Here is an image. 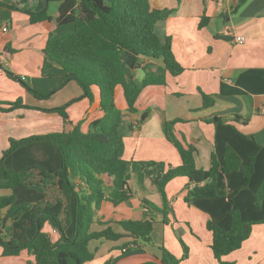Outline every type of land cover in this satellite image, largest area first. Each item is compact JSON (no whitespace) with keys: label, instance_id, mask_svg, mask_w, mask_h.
<instances>
[{"label":"crops","instance_id":"obj_1","mask_svg":"<svg viewBox=\"0 0 264 264\" xmlns=\"http://www.w3.org/2000/svg\"><path fill=\"white\" fill-rule=\"evenodd\" d=\"M239 1L153 0V5L159 8L172 9L167 19L156 23L155 27L160 37H171L172 52L183 71L178 75L166 72L165 84L144 87L136 102L137 112L134 113L125 109L121 90L118 91V103L122 108L119 131L123 135L124 157L127 160H154L164 162L165 165H179V152L164 134L165 122L174 119H179L173 126L175 136L183 143L195 147L196 166L205 172L210 166L211 153L214 152L220 158L227 144L237 151L244 163L251 156H255L254 172L246 188L242 187L244 178L240 170L217 175V189L223 194L218 198L197 199L188 204L184 196L192 183L183 176L171 179L165 185L170 206L167 215L169 221L166 224L162 222L159 212L145 207L142 202L144 197L158 206L162 204L160 193L150 183V180L156 182L160 176L159 164L155 166V173L146 179L145 188L137 187L133 182V194L129 201L117 205L107 199L102 201L101 205L108 202L113 207L124 206L122 213L119 212L121 217H106L104 214L107 219L100 220L152 219L151 236L156 235L155 245H163L177 258L183 255L182 245L175 240L176 234L179 233L188 247V255L178 264H219L210 248L212 234L206 228V221L213 218L226 227L232 208L239 210L245 222L256 223L252 225L249 237L241 246L224 255L222 260L229 264L264 263V223L259 222L264 210L257 209L253 199V194L264 176V0H245L242 3ZM30 2L37 5V8L43 6L42 0ZM202 16L207 17V22L199 26ZM3 27H6V30H3ZM71 29L72 25L55 27L47 21L31 23L25 12L0 6V64L13 74L21 76L39 92L56 89V92H59L57 100H54V96L40 100L44 101V106H49L48 108L61 106L58 104H64L82 93L75 81L62 83L64 73L59 66L54 65L51 69L42 70L41 49L49 32L58 34ZM238 35L244 36L243 42L235 41ZM122 57L128 73L136 80L137 68H141L144 75V68L155 70L162 66L160 59L146 58L131 51H125ZM201 92L213 97L211 106L202 107ZM18 98L26 104H34L36 99L26 90L23 83L9 77L0 67V101L11 102ZM97 101L98 93L94 88V100L89 101L90 113L87 117L83 115L88 108L86 104L75 108L76 102L73 101L68 105V111L73 118L81 115L80 121L85 131L89 123L103 113ZM143 112H146V117L138 124ZM236 115L247 119V123H243L242 119L233 120ZM59 116L57 112L22 107L7 112L0 111L2 163L9 168L38 165L49 172L57 170L60 164L59 155L48 142L35 141L6 155H3V152L8 149L10 139L17 140L32 134L71 129L74 124L71 123L72 120L68 118L67 123L70 126L65 129L62 125L65 121L61 122ZM213 116L227 118L228 125L211 122ZM71 177L75 184L83 182L77 176ZM102 180L105 195L108 196L112 189V178L103 175ZM205 180L206 177L201 184ZM238 188V192L234 193ZM18 189L23 188L1 189L0 195H14L20 202H26L20 195L24 190ZM152 194L153 199H148ZM39 195L40 197L27 199L32 198L34 201L31 202L36 203L42 200V195ZM125 210L131 213L125 214ZM4 212L1 211V216ZM95 217L99 219L96 215ZM48 225L46 223L43 230L52 240H56L58 233H52L53 227ZM49 227L51 229H48ZM114 227L119 230L117 225ZM0 236H14L21 240L28 235L26 230L16 227L14 220H9L4 227H0ZM127 240L129 237L116 241L92 240L90 248L95 250V253L91 261L109 252L105 258L110 259L109 264L160 262V246L155 248L146 245L133 250L128 256L122 255L124 253L119 247ZM2 250L0 246V264H36L33 254L26 249L11 256L3 255Z\"/></svg>","mask_w":264,"mask_h":264},{"label":"trees","instance_id":"obj_2","mask_svg":"<svg viewBox=\"0 0 264 264\" xmlns=\"http://www.w3.org/2000/svg\"><path fill=\"white\" fill-rule=\"evenodd\" d=\"M245 0H240L239 3ZM43 6L37 8L30 0H0V6L11 10L25 12L31 23L47 21L51 26L72 25L70 31L54 34L50 31L44 47L42 70L59 66L63 73V82L75 81L81 89L79 98L94 100V88L97 89V105L102 115L89 123L88 129L82 128V121L72 124L69 130L53 131L44 134H32L20 139H10V145L3 155L18 147L35 142L45 141L54 146L59 155V167L54 172L44 167L33 165L25 168H9L0 160V189H36L45 191L48 187H56L59 191L53 201L47 202H15L14 195H0V227L9 220H17L28 213L26 228H32L30 236L22 240L14 236L1 237L0 246L5 256L18 255L26 249L33 254L36 264H88L94 258L90 242L97 239L119 240L129 237L119 247L123 253L135 250L140 241L151 242L153 229L152 219L100 220L95 217L103 200L113 205L129 201L135 186L145 188V181L155 173V166L161 168L156 182L150 183L161 195L162 204L158 206L146 198L143 205L162 215V222L168 223L170 206L167 202L165 185L173 178L183 176L192 184L184 196L186 203L203 198H218L221 193L217 189V175L240 170L243 188L249 184L254 172L255 156L243 162L237 151L229 144L224 148L220 158L214 152L210 155V166L205 172L195 163L196 149L191 144L180 141L173 132L174 123L179 119L165 122L164 134L174 144L180 156L179 165H165L154 160H127L124 157L125 143L119 131L122 121V108L118 103V91L121 90L125 109L137 112L136 102L139 94L148 85L165 84V73L178 75L183 67L175 59L172 52L171 37H160L156 31V23L164 21L172 13V9L159 8L153 0H42ZM207 17L202 16L199 26L205 25ZM125 51H131L146 58L160 59L162 66L155 70L144 68V75L136 80L129 74L123 60ZM7 75L23 83L26 90L36 99H46L51 92H39L20 76L13 74L0 64ZM202 107H209L214 100L210 94L201 92ZM77 97L65 104L52 108H39L43 111L57 112L67 122L66 107ZM18 107L31 108L20 98L7 102L0 101V111L7 112ZM37 108V107H33ZM146 117L143 112L138 120L141 123ZM233 120L243 119L236 115ZM211 122L228 125L227 118L213 116ZM112 178V189L105 195L102 176ZM71 176L82 179L75 184ZM206 180L201 184L202 180ZM239 188L234 191L238 192ZM257 209L264 210V176L260 180L254 194ZM4 214L1 216V211ZM48 222L56 229L58 238L52 240L43 230ZM259 222L264 223V215ZM73 224L72 233L66 235L65 230ZM256 222L242 220L239 210L230 209L229 222L221 226L215 219L206 221V228L211 231L210 248L219 264H229L222 260L224 255L238 249L250 233ZM114 225L119 227L115 229ZM97 226V227H94ZM183 247L181 258L175 257L163 245L160 246V262L144 264H178L188 255V247L178 237ZM110 259L103 264H109ZM264 264V263H263Z\"/></svg>","mask_w":264,"mask_h":264},{"label":"rangeland","instance_id":"obj_3","mask_svg":"<svg viewBox=\"0 0 264 264\" xmlns=\"http://www.w3.org/2000/svg\"><path fill=\"white\" fill-rule=\"evenodd\" d=\"M9 70V69H8ZM9 71H11V70H9ZM135 72H136V78H137V81L140 79L139 77H141L142 75H143V70L141 69V68H137L136 70H135ZM138 74V75H137ZM21 77V76H20ZM19 81V80H18ZM19 82H21V81H19ZM74 82V81H73ZM22 83V82H21ZM73 84H76V83H73ZM58 89V88H57ZM51 93H50V96H54V100H57V94H59V92H56V89L53 91H50ZM80 96H78L77 98H79ZM82 99V100H81ZM40 100H43V99H35L34 100V104H26V103H24L23 102V104H25V105H30L31 106V108L30 109H36V110H40V111H43L42 109H39V108H48V107H46V106H44V101H40ZM46 100V99H45ZM75 105H74V107L76 108L77 106H80V107H82L83 105L85 106V104L88 106V108L84 111V114L83 115H86L85 117H87V115L90 113V104L91 103H89V101H88V99L87 98H79V99H77V101L75 100ZM65 104V103H64ZM58 105H63V103H60V104H58ZM33 107H37V108H33ZM68 107L69 106H67L66 107V112H67V114L69 115V118L72 120L71 121V123H77L78 121H80V117H81V115L80 116H78V117H76V118H73L72 116H71V114H70V112L68 111L69 109H68ZM22 108H25V107H22ZM86 108V107H85ZM27 109H29V108H27ZM60 117V116H59ZM60 120H61V122H63L64 120H62V118L60 117ZM34 124H36L35 122H34ZM63 126H65V129H67L69 126H70V124L69 123H65V122H63V124H62ZM54 148V147H53ZM18 190H24V192H22L20 195L23 197L22 199H24L27 203H32L31 201H34V200H31L32 198H37V197H40V195L39 194H41L42 195V200L41 201H43V202H47V201H53L54 200V198L57 196V192L59 191L56 187H48L45 191H38V190H36V189H18ZM0 191H1V189H0ZM28 197H32V198H30L29 200L27 199ZM153 194L151 195V197H148V199H153ZM21 201V200H20ZM20 201H19V199L16 197L15 198V202L16 203H20ZM41 204H42V202H41ZM123 206L124 205H121V207L120 206H117V207H113L110 203H108V202H104L102 205H101V207H100V209L96 212V216L99 218V219H107V218H104V214L106 215V217H111V215H115V217H121L120 216V214H119V212L120 213H122L121 211H122V208H123ZM112 210H115L116 212L115 213H113L112 212ZM124 211V210H123ZM131 212L129 211V210H125V214H130ZM28 216H29V214L28 213H24V214H22L21 216H20V218H18L17 220H15V225H16V227H19V228H21L22 230H26L27 231V235L28 236H30L31 235V233L33 232V229L32 228H26L25 229V227H26V225L24 224V222H26L27 221V218H28ZM122 217H124V215L122 216ZM126 217H137V216H126ZM46 223H48V222H46ZM45 223V224H46ZM45 224H44V226L43 227H45ZM49 225L48 226H51L50 225V223H48ZM47 226V225H46ZM48 229H51L50 227L48 228ZM72 229H73V224L71 223V224H69L67 227H66V230H65V233H66V235H70L71 233H72ZM21 237H23V236H21ZM178 237H180L181 238V236H180V234L179 233H177L176 234V238H175V240L177 241V242H179V240H178ZM155 238H156V235H154L153 234V236H152V241L151 242H144V241H140L139 242V245H138V247H136V249L135 250H137V249H140L141 247H144V246H146V245H150L151 247H153V246H155V248H156V246H160V245H155V242H156V240H155ZM22 239H24V238H21V240ZM182 239V238H181ZM168 241V240H167ZM168 243H169V241H168ZM115 251V253H118V252H116V250H114ZM117 251H119V249H117ZM132 252H133V250L132 251H129V252H126V253H124V254H122V255H125V256H128V255H130V254H132ZM109 253V252H108ZM108 253H105L104 255H101V256H98L97 257V259H95L94 261H90L89 262V264H97V263H100V264H103V262H105L104 260H105V258H106V255L108 254ZM112 254H114V253H112ZM121 253H119V255H120ZM105 256V257H104ZM108 258H110V257H108ZM94 262V263H93Z\"/></svg>","mask_w":264,"mask_h":264},{"label":"built area","instance_id":"obj_4","mask_svg":"<svg viewBox=\"0 0 264 264\" xmlns=\"http://www.w3.org/2000/svg\"><path fill=\"white\" fill-rule=\"evenodd\" d=\"M3 30H6V27H3ZM235 41L237 42H243L244 41V36L242 35H238L235 37ZM56 232V229H52V233H55Z\"/></svg>","mask_w":264,"mask_h":264}]
</instances>
